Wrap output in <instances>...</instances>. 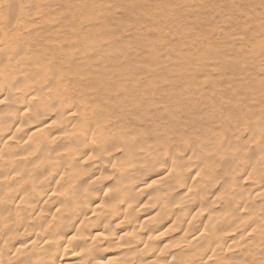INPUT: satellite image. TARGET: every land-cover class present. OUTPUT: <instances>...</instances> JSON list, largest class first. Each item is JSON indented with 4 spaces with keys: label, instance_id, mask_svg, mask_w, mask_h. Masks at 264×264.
<instances>
[{
    "label": "bare ground",
    "instance_id": "1",
    "mask_svg": "<svg viewBox=\"0 0 264 264\" xmlns=\"http://www.w3.org/2000/svg\"><path fill=\"white\" fill-rule=\"evenodd\" d=\"M67 8L0 0V264H264L260 70L140 80Z\"/></svg>",
    "mask_w": 264,
    "mask_h": 264
},
{
    "label": "rangeland",
    "instance_id": "2",
    "mask_svg": "<svg viewBox=\"0 0 264 264\" xmlns=\"http://www.w3.org/2000/svg\"><path fill=\"white\" fill-rule=\"evenodd\" d=\"M67 4L83 44L94 36L101 40L100 63L127 67L136 71L134 78L148 80L157 74L166 82L190 81L195 70L242 57L245 69L252 64L260 70L254 76L264 87V0H67ZM176 234L169 236L170 243Z\"/></svg>",
    "mask_w": 264,
    "mask_h": 264
}]
</instances>
